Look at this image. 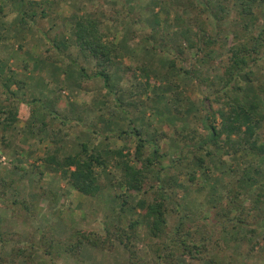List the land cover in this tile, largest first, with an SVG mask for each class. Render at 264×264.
I'll return each mask as SVG.
<instances>
[{
	"label": "rangeland",
	"instance_id": "1",
	"mask_svg": "<svg viewBox=\"0 0 264 264\" xmlns=\"http://www.w3.org/2000/svg\"><path fill=\"white\" fill-rule=\"evenodd\" d=\"M29 2L45 6L46 17L40 16V6L30 5L31 9L26 10L30 17L26 19V27L21 29L22 9ZM238 2H225L227 18L217 43L212 46L211 60L198 68L202 77L212 82L205 87L179 71L198 65L194 51L186 50L183 56L175 51L181 43L176 33L180 28L177 16H195L187 0H0V5L5 7V10L0 9V68L6 75L13 74L25 82L22 94L26 93L28 101L34 97L38 99L30 102L31 107L4 104L15 108L17 121L5 131L0 129V264H11L15 242L37 244L41 234L67 242L77 233L93 232L104 238L107 230L122 231L132 219L144 222V213L135 203L140 199L150 202L159 187L165 191L169 209L167 233L185 214L186 228L195 238L197 235L216 236L207 245L208 253L218 252L223 264H264V239H261L264 238V160H255L251 154L229 155L226 147L219 151L206 147L211 150V156H206L205 150L200 153L182 150L183 144L178 138V133L199 127L204 96L208 98L205 103L216 108L215 92L221 87L219 76L227 49L232 44L231 31L239 29ZM88 13L100 21V33L115 47L114 63L109 69V88H104L99 79L82 78L72 66L62 64L61 67L44 59L48 56L49 45L43 34L47 32L50 38L69 41L74 19ZM256 13L258 21L253 31L258 32L264 26V5L256 7ZM208 28L211 34L217 30L212 21L208 22ZM157 29L160 36L166 37L165 42L150 38ZM144 38H148L147 41ZM69 44L67 56L75 60L77 49ZM49 55L53 56L54 52ZM79 62L92 75V62ZM253 71L255 79L264 76V56ZM146 72L153 87L144 84ZM110 90L125 104L121 113H109L114 107ZM174 92L181 100L179 113L176 107L170 109L177 103ZM56 96L57 110L71 122L66 128L51 118ZM31 119L35 123L28 131L25 128ZM131 119L145 130L144 137L146 134L154 136L158 162L163 168L158 172L159 180L154 172L139 193L125 190L122 171L114 161L117 157L108 162L106 169L97 170L101 189L92 197L78 193L59 173L51 172L41 163L46 152L52 154L56 147L51 130L60 128L69 133L58 143L60 156L74 154L81 143L90 142V145L99 143L98 149L104 154L123 148V154L127 153L133 163V139L121 140L109 135L125 129ZM41 121L46 124L42 132L38 130ZM89 132L99 136L93 138ZM260 132L264 143V122ZM104 135L109 138L104 140ZM197 156L204 160L201 166L196 162ZM247 163H251L252 169L263 170L251 174L259 185L248 181L240 171ZM257 194H261L260 204L258 211L253 212ZM123 198L127 200L124 205ZM245 211L252 212L247 223L257 229L255 235L249 237L248 245L244 242L237 246L230 242V249L220 251L216 238L227 241L231 240V235L237 238L245 235L246 229L238 222L246 217ZM143 222L137 226L141 238L133 241L131 253L116 241L108 240L99 248L83 244L78 256H62L56 264H129V254L137 256L135 264H153V255L147 249L151 241L146 239L147 229ZM256 241L260 244L249 253L250 244ZM32 255L29 262L16 258L15 264H50L38 249ZM186 261L187 264H206Z\"/></svg>",
	"mask_w": 264,
	"mask_h": 264
},
{
	"label": "trees",
	"instance_id": "2",
	"mask_svg": "<svg viewBox=\"0 0 264 264\" xmlns=\"http://www.w3.org/2000/svg\"><path fill=\"white\" fill-rule=\"evenodd\" d=\"M226 1L187 0L188 7L195 10V16L185 18L177 16L180 28L176 33L181 43L178 44L175 51L179 56H183L186 50L194 51L196 63L198 64L196 68L189 70L180 68L179 71L195 79L201 86L206 85L205 87H208L212 83L206 77H202L198 68L207 65L211 60L212 46L217 43L222 32L221 26L227 18ZM238 1L239 29L238 31H231L232 44L227 49L226 60L221 66L222 75L219 76L221 87L219 91L215 92L214 103L216 108H213L211 104L205 103L208 98L204 96V101L202 100L201 103L203 117L199 127H193L188 131L178 133V138L183 144L182 150L191 149L198 153L205 150L204 154L211 156V150L206 147H211L218 151L226 147L229 155L243 154L247 156L251 154L255 160L258 158L264 160V143L260 132L264 122V76L255 79L256 73L253 71V67L264 56V26L258 32L253 31L258 21L256 7L264 5V0ZM30 5L40 6V16L42 18L46 17L45 6H41L38 2H29L26 8L24 6L22 9L19 21L21 29H24L27 25L26 19L30 17L27 15V11L31 9ZM209 21H212L217 29L213 34L209 32ZM71 28L69 41L58 40L55 37L50 38L47 36V32L43 34L44 40L49 45V48H47L48 56L44 59L53 65L59 64V66L63 67L62 64H67L72 66L82 78L99 79L104 88H109L111 86L109 83V69L114 63L115 47L105 41L100 33V21L92 13H88L81 18H75ZM154 33L150 36L151 39L156 42H165L166 37L160 36L158 29ZM144 39L147 41L148 38ZM69 43L77 49V58L75 60L69 59L67 56L66 52L69 48ZM52 51L54 55L50 56L49 54ZM79 61L84 63L92 62V75L87 73V69ZM172 63L173 61L169 63L171 67ZM24 70H27V66L24 67ZM145 75L147 79L144 84L148 88L153 87L149 81L148 73L146 72ZM25 88L26 85L23 80L16 78L13 74L6 75L0 68L1 131H5L17 121L15 108L6 107L4 104L12 103L14 106L27 104L31 107L32 104L30 102L38 101L35 97L28 101V98L25 97L26 93L22 94ZM108 92L114 100V107L109 113H121L123 111L121 110L122 106L125 105L123 100L115 92L111 90ZM173 97L176 98L175 101L177 103L173 104L170 109H175L176 107L178 109L177 113H179L178 107L181 100L176 92L173 93ZM57 99L58 96L53 100L54 108L51 118L56 120L61 127L66 128L71 122L57 110ZM216 119H219V121L216 122ZM34 123V119H31L25 129L31 131ZM79 124L82 126L81 122ZM45 128V122L41 121L38 130L42 132ZM63 128L56 131L51 130L50 135L55 140L53 142L56 143V147H54L52 154L46 152L41 158V163L51 172L59 173L78 193L92 197L100 191L101 186L97 170L106 169L108 162L115 159L113 157H117L114 160L115 165L122 171L123 183L128 193L132 191L141 192L149 176L154 174V172L157 173L156 178L159 180L158 172L162 171L163 168L160 167L158 162L159 152L154 144L155 138L148 134L144 137L145 130L142 127H137L134 119L128 120L125 129H118L109 133V135L115 136L117 139H133L135 146L132 154L133 163L127 153L123 154V148L110 150L104 154L98 149L99 143L90 145V142L81 143L79 151L74 154L60 156L61 146L58 143H61L69 135L68 132L62 131ZM90 134L93 138L99 136L96 132H91ZM109 135H104L103 139H108ZM195 159L199 166L204 162L199 156L195 157ZM263 170L259 167L252 169L251 163L245 164L244 168L240 169L242 174L246 175L247 180L254 185H259V183L256 181V177L251 175L252 172L259 174V171ZM262 185H264V182ZM260 197L261 194L255 195L253 202L256 209L253 212L258 211ZM166 200L165 191L159 187L155 191V195L151 197L150 202L140 199L135 203L136 208L144 213V222L138 218L132 219L127 224V228L122 231L111 232L107 230L104 238L93 232L77 233L76 235L74 234L71 241L67 242L54 236L41 234L37 244L29 243L23 245L15 242L16 246L12 249L13 259L11 264L16 263V258H22L29 262L32 259V254L37 249L43 252L50 264H56V260L62 256H78L83 244L99 248L101 244L108 240L116 241L125 251L131 253L133 241H140L141 238L137 232V226L140 222L145 224L147 229L145 233L146 239L151 241L148 242L147 249L153 255V264H187L186 260L198 261L199 263L205 262L206 264H223V261L218 259V252L208 253L207 245L216 236L205 237L197 235L198 239L195 238L189 229L186 228L185 214L181 213L182 216L179 217L174 229L167 233V213L169 209L167 208ZM12 203L15 202L13 201ZM126 203V198H123L122 205ZM243 214L246 217L238 222L240 223L239 226L246 229L245 235L241 236V238L231 235V240L227 239V241L216 238L215 242L220 251L226 250L227 247L230 249L231 246H228L230 242H232V245L237 244V246L243 245L244 242L245 245H248L250 242L249 237L255 235L257 229L251 228L249 223H247V219L252 212L245 211ZM261 239L263 240L264 238ZM259 244V241L252 242L250 244L252 248L248 252L252 253L253 247ZM136 257L129 254V264H135ZM181 259L186 260L181 261Z\"/></svg>",
	"mask_w": 264,
	"mask_h": 264
},
{
	"label": "crops",
	"instance_id": "3",
	"mask_svg": "<svg viewBox=\"0 0 264 264\" xmlns=\"http://www.w3.org/2000/svg\"><path fill=\"white\" fill-rule=\"evenodd\" d=\"M14 4V3H13ZM0 7H1V9H3V10H5V7H4V5L1 3V5H0Z\"/></svg>",
	"mask_w": 264,
	"mask_h": 264
}]
</instances>
